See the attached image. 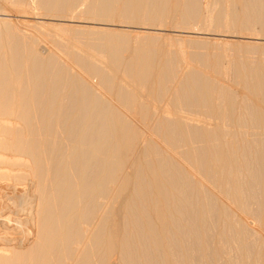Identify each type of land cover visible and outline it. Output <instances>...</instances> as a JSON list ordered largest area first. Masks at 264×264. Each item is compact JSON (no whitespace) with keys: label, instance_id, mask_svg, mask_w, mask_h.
Here are the masks:
<instances>
[{"label":"bare ground","instance_id":"6f19581e","mask_svg":"<svg viewBox=\"0 0 264 264\" xmlns=\"http://www.w3.org/2000/svg\"><path fill=\"white\" fill-rule=\"evenodd\" d=\"M260 39L264 0H0V264H264Z\"/></svg>","mask_w":264,"mask_h":264},{"label":"rangeland","instance_id":"374dc122","mask_svg":"<svg viewBox=\"0 0 264 264\" xmlns=\"http://www.w3.org/2000/svg\"><path fill=\"white\" fill-rule=\"evenodd\" d=\"M30 17H26L25 19H28L29 21H30V23H36V20H40V19H36L33 15H29ZM34 17V18H33ZM14 19H16V17H13ZM18 18V17H17ZM41 20H43V19H41ZM44 20H47V19H44ZM52 19H48L47 21L48 22H52V23H58V22H61V21H59V20H53V21H51ZM63 22H65V21H63ZM66 22H68V21H66ZM71 23H73V24H76V25H81V24H83V26H85V24H87V26H103V27H106V26H109V25H104V24H96V23H86V22H77V23H74V22H68V24H70L71 25ZM72 24V25H73ZM45 25V24H44ZM47 25V28L50 26V24H49V26H48V24H46ZM45 25V26H46ZM53 24H51V26H52ZM109 28H116V29H127V30H136V29H140V30H146V29H144V28H137V27H134V26H122V25H120V24H117V25H110L109 26ZM44 29H46V28H44ZM49 29L51 30V31H60L61 33H62V31H61V29H60V27H58V26H52V27H49ZM148 30V29H147ZM154 30V31H153ZM158 31V32H157ZM148 32H151L152 34H155V33H160L161 35H163L164 37L162 38V40L163 39H165V40H168V41H165V42H173V44H176L177 42H176V40L179 38V37H181L180 39H187V38H191V37H193V38H191V39H194L195 37L196 38H204V39H208L209 41H213V39L215 38V39H218V40H220L222 43L223 42H230V43H234V42H236V41H243V40H247L246 39V37H243L242 35L240 36V35H237V36H231V35H224V34H213L212 32H204V33H201V32H183V31H180V30H178V29H172V28H170V27H166L165 29H160V30H157V29H149V31ZM133 33H136V32H133ZM146 33V32H145ZM144 32L142 33V34H145ZM211 33V34H210ZM191 34V35H190ZM175 37H174V36ZM178 35H179V37H178ZM182 35V36H181ZM190 35V36H189ZM171 36H173V39H171L172 37ZM167 37V38H166ZM171 37V38H170ZM176 37H178V38H176ZM185 37V38H184ZM168 38H170V39H168ZM195 38V39H196ZM176 39V40H175ZM161 40V39H160ZM161 40V41H162ZM261 41V43H264V39H260L259 40V42ZM160 43H162V42H160ZM250 219V218H249Z\"/></svg>","mask_w":264,"mask_h":264}]
</instances>
